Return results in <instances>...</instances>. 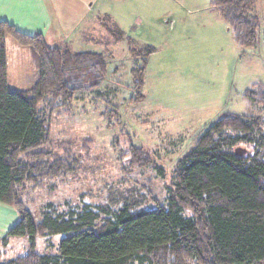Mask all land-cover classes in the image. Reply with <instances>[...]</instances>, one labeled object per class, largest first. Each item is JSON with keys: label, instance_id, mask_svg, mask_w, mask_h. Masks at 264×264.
Here are the masks:
<instances>
[{"label": "trees", "instance_id": "1", "mask_svg": "<svg viewBox=\"0 0 264 264\" xmlns=\"http://www.w3.org/2000/svg\"><path fill=\"white\" fill-rule=\"evenodd\" d=\"M253 1L209 0L239 47L255 46L260 20L250 11ZM7 36L30 50L36 77L27 90L8 87ZM140 51L144 58L131 69L137 102L153 47ZM105 74L101 53L48 45L42 34L0 21V202L18 213L0 236V264H264V116L252 111L224 113L198 136L176 163L163 204L138 209L125 201L112 209L82 202L66 210L48 204L33 220L21 196L42 185L39 173L47 176L46 165L49 176L74 169L72 159L48 162L39 150L49 142V116ZM243 95L264 108V86ZM129 153L133 163L152 162L138 146ZM63 233L56 253L35 251L37 237ZM21 236L28 251L4 257L10 239Z\"/></svg>", "mask_w": 264, "mask_h": 264}, {"label": "rangeland", "instance_id": "2", "mask_svg": "<svg viewBox=\"0 0 264 264\" xmlns=\"http://www.w3.org/2000/svg\"><path fill=\"white\" fill-rule=\"evenodd\" d=\"M93 2V11L57 45L101 53L106 74L49 116V142L39 150L50 155L48 162L53 157L72 159L74 169L49 176L46 165L42 171H48L47 176L38 175L42 185L21 196L35 222L48 204L58 210L82 202L112 209L125 201L138 209L163 204L176 163L209 125L228 112L264 116V108L243 95L247 89L264 86V0H254L250 6L260 20L253 47L235 44L209 0ZM7 39L9 86L14 88L18 85L13 79L29 73L30 63L27 48L10 36ZM146 46L153 52L142 77L143 99L137 102L131 69L142 62L140 50ZM17 48L22 50L19 61L14 59ZM130 146H138L141 156L152 162L133 163ZM17 221V210L0 202V225L12 227ZM66 235L37 237L35 251L56 253ZM28 249L26 236L13 237L4 257Z\"/></svg>", "mask_w": 264, "mask_h": 264}, {"label": "crops", "instance_id": "3", "mask_svg": "<svg viewBox=\"0 0 264 264\" xmlns=\"http://www.w3.org/2000/svg\"><path fill=\"white\" fill-rule=\"evenodd\" d=\"M93 1L94 0H0V21H7L18 31L23 33H40L48 45H57L59 44L58 42H60L61 36L68 35L70 32H75V28L85 20V14L87 16V13L93 11ZM7 37L6 58L8 59ZM21 47L27 48V52L25 53H27L26 57L30 63L28 67L30 72H22L20 78L13 79L17 84L15 82L13 83L18 85V87L10 88L9 85L12 81L10 82L8 78V87L10 90H27L35 81L36 70L31 59L30 50L27 46ZM21 51L22 50H19V48L15 50V60L19 61V52ZM15 64L19 66L16 61ZM28 75L33 78L31 81L28 79ZM29 81L28 87H21L22 85L26 86ZM9 228L7 223L0 225V236H3L5 234L4 232Z\"/></svg>", "mask_w": 264, "mask_h": 264}]
</instances>
